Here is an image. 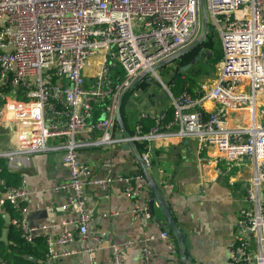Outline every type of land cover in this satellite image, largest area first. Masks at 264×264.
<instances>
[{"label": "built area", "instance_id": "1", "mask_svg": "<svg viewBox=\"0 0 264 264\" xmlns=\"http://www.w3.org/2000/svg\"><path fill=\"white\" fill-rule=\"evenodd\" d=\"M204 5L207 25L216 30L221 43L215 79L209 86L201 85L194 97L186 92L172 96L162 84L173 105L171 120L159 123L163 116L151 113L157 123L131 139L148 143L138 154L148 174L150 142L162 135L195 137L200 147H212L217 159L226 160L228 168L244 158L253 159L245 205L239 209L236 234L226 245L224 264H264L260 193L264 180V0H204ZM200 34V0H0V117L13 122L15 143L14 149L0 151V157L12 169L18 156L60 150L68 171V180L56 188L68 190L66 206L73 216L59 223L55 236L48 233L55 224H28L25 201L29 191L23 175L19 185L0 190V214L6 203L12 205L18 216L11 223L23 240L45 237L42 264L75 252L56 249L75 242L82 244L88 264H97L95 252L103 247V238L89 228L87 185L105 191L114 182L122 183L134 219L143 224L151 219L150 203L140 202L142 197H152L144 170L113 175L110 157L103 156L104 173L95 176L79 153L89 146L125 143L127 137L114 134L122 91L137 75L172 58ZM116 67L124 74L114 80L110 70ZM99 101L103 102L101 113L94 118V103ZM205 102L215 107L207 109ZM216 171L222 173L221 168ZM117 214L107 211L98 218ZM88 234L95 246L87 244ZM155 237L166 240L171 252L176 250L174 238L162 230L144 240L108 243L112 264H124L123 250L135 242H142V264H154L147 242Z\"/></svg>", "mask_w": 264, "mask_h": 264}, {"label": "crops", "instance_id": "2", "mask_svg": "<svg viewBox=\"0 0 264 264\" xmlns=\"http://www.w3.org/2000/svg\"><path fill=\"white\" fill-rule=\"evenodd\" d=\"M188 65L181 69L184 70ZM216 65L208 81L197 79L196 90H200L203 84L209 86L215 79ZM160 81L161 83L155 82L156 85L161 84L160 93L153 99L143 98L142 102L141 97L138 100L142 109L132 112L129 106L127 107L129 129L133 128L135 131V124L142 114H157L171 104L170 97L162 85L166 86V84L161 79ZM137 92L139 90L134 95ZM166 97L169 100L164 102ZM130 102L136 103L133 98ZM204 106L213 109L215 104L205 102ZM13 129V122L0 117V151L14 149L15 143L11 137ZM114 134L118 137L123 135L121 128L120 131L114 128ZM122 144L110 147H85L80 150V159L90 166L95 176L104 173L100 165L103 156L110 157L113 175L127 176L141 172L142 165L133 150L123 147ZM150 146V163H154L149 175L160 189L164 203L176 224L183 231L184 240L181 245L178 243L156 200L152 207L151 219L143 224L132 216L131 203L123 194L122 183L114 182L105 191L90 184L85 188L91 213L89 228L103 238V247L95 252L97 264H112L108 243H123L130 239L144 240L149 235L158 236L162 230H166L174 238L176 250L171 252L167 241L158 237L148 241L154 264H181V251L189 257L186 264H224L226 245L236 234L239 209L245 205V187L248 178L253 174L254 160L244 158L228 168L227 161L217 159L216 151L212 147H200L196 138L190 136L162 135L155 137L150 142ZM154 151H157V155H154ZM16 159V166L12 169L24 176L25 186L29 191L28 199L25 201L27 207L25 216L28 224L32 226L55 224L49 227L48 233L52 236L57 235L60 230L59 223L73 216L72 209L66 206L68 190L56 188L57 185L68 180V171L62 163V152L60 150L35 152L28 157L21 155ZM217 168H221L222 173H217ZM260 193L264 203V180ZM149 199L142 197L140 202L147 201L149 204ZM107 211H117L118 214L98 218L99 214ZM11 219L9 218V223ZM4 224L5 222L2 228ZM0 241L5 247L7 246V232L6 241L1 239ZM140 243L135 242L123 250L124 264H142V242ZM87 244L95 246L96 241L92 234H88ZM81 247L80 242L56 246L58 251L74 249L75 252L50 259L46 264H88V256L81 251ZM2 262L1 258L0 264Z\"/></svg>", "mask_w": 264, "mask_h": 264}, {"label": "trees", "instance_id": "3", "mask_svg": "<svg viewBox=\"0 0 264 264\" xmlns=\"http://www.w3.org/2000/svg\"><path fill=\"white\" fill-rule=\"evenodd\" d=\"M212 35L213 34L211 32L206 31L201 42H198V38L194 44L189 47L183 48L173 57V60L171 61L173 62V67L166 70L168 78L166 79V81H163L172 96H178L180 93L186 92L190 96L194 97L196 95V92L198 91L196 90L197 88L195 85L198 77H204L205 75H209L212 77L215 70V65L222 56L221 49L213 46ZM208 52L209 54H207ZM201 59H203V63L206 65V69L203 72L201 70V66H199L198 64ZM191 61L193 62L190 64ZM187 64H189L188 67H186L184 70L181 69ZM164 67H166V65H163L160 68ZM123 74V70H121V68L119 67L110 70V75L114 80H117V78L121 79L123 77ZM148 74L142 76L131 88H129L125 92L122 97L120 113L122 116L123 125L127 128V107L129 99L138 90H141L145 93L147 82L150 81L148 80ZM158 86L160 88L161 84L157 83V87ZM157 94L158 89L157 92L154 91L148 93L147 97H151L153 99V97H155ZM141 101L143 102V100ZM102 104V101L94 103V118H97L100 115ZM173 111V105L170 104L169 106H166L164 109H162L161 112L157 113V115L163 116L162 118H159V123L169 122L173 116ZM150 114L151 113H146V115L139 116V119L135 124V131L133 130V128H126L129 133L145 134L152 126H154L157 123L158 118L151 117ZM153 115L155 114L153 113ZM114 128L120 131V126L117 122H115ZM133 144L136 153L140 154L147 149L148 143L145 140H136L133 142ZM154 155H157V151H154ZM153 163L151 164V167L153 166ZM19 183V173L9 168L5 158L0 157V190H3L6 187L17 186L19 185ZM158 191L161 194L159 188ZM3 212H5L10 219L18 216L17 211L9 203H6L4 205ZM3 222V217L0 214V233ZM7 239L8 244L6 247L4 246V243L0 241V257L3 259L2 264H42L47 249L45 237L39 235L34 238L33 242H26L20 236V231L16 228L15 225L10 222L7 230ZM5 248L7 249L5 250ZM24 254L35 258V260L31 261L26 257H22V255Z\"/></svg>", "mask_w": 264, "mask_h": 264}, {"label": "water", "instance_id": "4", "mask_svg": "<svg viewBox=\"0 0 264 264\" xmlns=\"http://www.w3.org/2000/svg\"><path fill=\"white\" fill-rule=\"evenodd\" d=\"M200 5H201V13H202L203 17H202V23H201V34H200V37L198 39V42H201L203 40V37H204L206 31H208V32H212L213 31V27L209 26V28H208V25H207L206 9H205V5H204V0H200ZM195 41L193 43L189 44L186 47L191 46L192 44L195 43ZM207 54H209V52ZM173 57L170 58V59H167V60H162V61L156 63L151 68V70L150 69L144 70L140 75H137L130 82L129 86L126 87L122 91V93L120 94V96L118 98L117 105H116V122L118 123V125L121 128L123 136L128 138V140L125 143H123L122 145L125 148H131L133 150V152H134V154H135L137 159H139V156H138V154L136 153V151L134 149L133 140L131 139L132 135L129 133V131H127V129L123 125L122 116H121V113H120V106H121V102H122V97L125 94V92L129 88H131L142 76H144V75H146V74H148L150 72H155L156 69H158L161 66L166 65L167 63L171 62L173 60ZM182 68H184V67H182ZM156 79L158 80L159 83H161L160 79H158V78H156ZM142 169L145 171L146 177H147L148 182H149L150 189H151V191L153 193L152 196H154V198L153 197L150 198V206H151V208L153 207L154 200H156L158 206L160 207L161 211L163 212V214L165 216V219H166V222H167L168 226L171 228L172 232L175 234V236H176V238L178 240V243L181 245L183 240H184L183 231L176 224V221L174 220V218L172 217V215L169 212L168 208L166 207V205L164 203V200H163L161 194L158 191L157 186L155 185V183L151 179L150 175L146 172V170L144 169L143 165H142ZM1 215H2V217L4 219L5 224H4V227L2 228L0 239L3 240V241H6V232L8 230V226H9V218H8L7 214L4 213V212ZM180 256H181V259H182L181 264H186V262L189 261V257L186 256L183 251H181ZM22 257H26L28 260L34 261V258H32L30 256H27L25 254L22 255ZM0 260H1V258H0Z\"/></svg>", "mask_w": 264, "mask_h": 264}, {"label": "rangeland", "instance_id": "5", "mask_svg": "<svg viewBox=\"0 0 264 264\" xmlns=\"http://www.w3.org/2000/svg\"><path fill=\"white\" fill-rule=\"evenodd\" d=\"M202 17H203V15L201 13V23H202ZM208 28H209V25H208ZM211 33L213 34L212 35L213 46L218 48V49H220L221 48V43H220V40H219V37H218V33L216 32V30H213ZM198 64H199V66H201V70L202 71H204L206 69V67H205L206 65L203 63V59H201ZM172 67H173V62H169V63L166 64V67L156 69L155 72L157 74V77L159 79H161L162 81H166V79L168 78V76L166 74V70L171 69ZM148 75H149L148 80H150V81L147 82V87H146L145 93L140 90L139 92H137L136 95H132L130 97V99H129L128 106H129V110L131 109L132 112H134L136 109H142L140 107L139 103H138V100H140L141 97H142L141 100H143V98H148L147 97L148 93L154 92V91L157 92V89H159V86L157 87V85L155 84V82H158L156 80L157 77L151 72ZM208 78H211V76L205 75L204 77L201 76L198 79L199 80H201V79L203 80L204 79L205 81H208L209 80ZM203 85H205V84H203ZM160 91L161 90L159 89L158 93H160ZM168 97L164 98V102L169 100ZM132 98H133V100H135L136 103L130 102ZM258 111H261V109H258Z\"/></svg>", "mask_w": 264, "mask_h": 264}, {"label": "bare ground", "instance_id": "6", "mask_svg": "<svg viewBox=\"0 0 264 264\" xmlns=\"http://www.w3.org/2000/svg\"><path fill=\"white\" fill-rule=\"evenodd\" d=\"M92 60H94V58H92Z\"/></svg>", "mask_w": 264, "mask_h": 264}]
</instances>
